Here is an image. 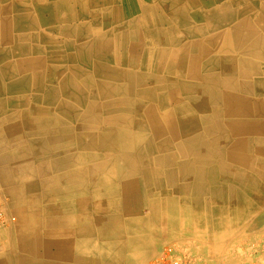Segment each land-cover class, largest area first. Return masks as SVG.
Listing matches in <instances>:
<instances>
[{
  "label": "bare ground",
  "instance_id": "obj_1",
  "mask_svg": "<svg viewBox=\"0 0 264 264\" xmlns=\"http://www.w3.org/2000/svg\"><path fill=\"white\" fill-rule=\"evenodd\" d=\"M139 1L0 0V94L31 89L30 100L47 104L28 100L25 108L9 110L24 119L6 128L10 139L33 136L11 148L7 157L22 169L15 179L21 178L19 196L31 211L29 223L17 231L19 246L44 259L9 255L0 264H52L46 259L50 245L32 211L42 197L35 193L42 184L56 183L58 193L88 189L94 195H113L144 180L158 197L151 205L158 212L169 206L167 182L176 192L184 191L179 180L197 175L190 165L204 157L203 148L228 143V134L214 130L248 125L224 117L246 110L247 103L233 101L231 88L239 86L234 77L216 73L215 86L192 89L157 74L183 72L188 62L183 47H148V39L166 45L173 30L163 28L164 17ZM169 15L182 20L180 8ZM166 53L172 59L166 57L169 61L161 68ZM238 141L247 146L246 139ZM8 143L0 141V148ZM13 164L11 168L17 166ZM54 168L55 177L40 179ZM93 205L102 206L95 200ZM107 221L115 223L116 218L97 217L96 224Z\"/></svg>",
  "mask_w": 264,
  "mask_h": 264
},
{
  "label": "crops",
  "instance_id": "obj_2",
  "mask_svg": "<svg viewBox=\"0 0 264 264\" xmlns=\"http://www.w3.org/2000/svg\"><path fill=\"white\" fill-rule=\"evenodd\" d=\"M139 2L159 12L164 17L163 28L173 30L166 36V45L151 43L148 39V47L168 48L170 44L183 47L186 54L188 65L184 64L183 72L160 70L157 74L167 75L174 83L192 89L194 85L215 86L212 76L216 73H223L225 78L234 77L239 86L231 88L235 95L233 101H244L247 106L246 110L240 109L224 117L248 125L214 130L218 135L228 134V143L213 142L212 147L203 148L204 157L190 165L197 175H186L179 180L184 191L176 192L166 181L165 197L169 206L158 212L151 208L158 197L144 180L138 181L140 186H127L125 193L113 195H94L88 189L58 193L56 183L42 184L35 191L42 197L32 211L42 237L50 245L51 254L46 259L52 264H149L163 247L172 246L179 252L199 256L209 264H261L259 260L263 261V255L258 252L264 238V0ZM178 8L182 20L169 15ZM169 35H172L171 43ZM166 55L169 57H163L161 68L168 63L167 59H172L171 54ZM10 90L0 94L3 108L0 110V141L10 142L7 148H0V195L15 220L2 231L0 260L9 255L40 260L44 258L35 256L26 246H19L17 231L29 223L31 211L26 209V199L19 196L21 178L15 179L22 169L7 157L11 148L33 136L10 139L6 128L21 124L24 119L20 114H8L13 109L25 108L29 101L38 106L47 104L30 100L31 89L15 93ZM55 114L60 113L55 111ZM22 132L23 128L20 135ZM241 139H246L247 146L239 143ZM206 154L213 156L205 157ZM13 163L17 166L11 168ZM57 171L50 169L40 179L55 177ZM94 200L102 206L96 208ZM108 201L113 203L112 207L106 205ZM97 217L116 218V222L96 224ZM258 257L261 258L258 260Z\"/></svg>",
  "mask_w": 264,
  "mask_h": 264
},
{
  "label": "built area",
  "instance_id": "obj_3",
  "mask_svg": "<svg viewBox=\"0 0 264 264\" xmlns=\"http://www.w3.org/2000/svg\"><path fill=\"white\" fill-rule=\"evenodd\" d=\"M15 217L9 214L5 208L4 199L0 195V244L2 239V231ZM262 249L264 250V238L262 240ZM150 264H206L199 257L192 254H185L179 252L172 246L163 247L158 255L153 259Z\"/></svg>",
  "mask_w": 264,
  "mask_h": 264
},
{
  "label": "rangeland",
  "instance_id": "obj_4",
  "mask_svg": "<svg viewBox=\"0 0 264 264\" xmlns=\"http://www.w3.org/2000/svg\"><path fill=\"white\" fill-rule=\"evenodd\" d=\"M263 233H264V231H263ZM263 233H262V234H263ZM260 249H261V250H260ZM260 249H259L260 251L258 252V254H260L261 256L263 255V257H262L263 261H262V260H259L261 257H258V260L260 261L261 264H264V254H263V253H264V250L262 249V243H261ZM198 257H199V256H198ZM199 258H200V257H199ZM152 261H153V260H152ZM152 261H151V262H152ZM151 262H150V263H151ZM204 262H205V261H204ZM150 263H149V264H150ZM205 263H206V264H209V263H207V262H205ZM254 264H257V263L254 262Z\"/></svg>",
  "mask_w": 264,
  "mask_h": 264
}]
</instances>
